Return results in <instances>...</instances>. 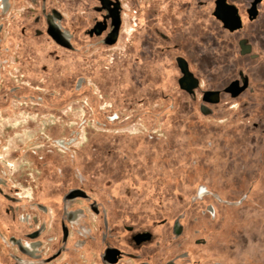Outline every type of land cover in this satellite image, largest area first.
I'll return each instance as SVG.
<instances>
[{"label": "flooded vegetation", "instance_id": "obj_1", "mask_svg": "<svg viewBox=\"0 0 264 264\" xmlns=\"http://www.w3.org/2000/svg\"><path fill=\"white\" fill-rule=\"evenodd\" d=\"M251 210L264 0H0V264H258Z\"/></svg>", "mask_w": 264, "mask_h": 264}, {"label": "rangeland", "instance_id": "obj_2", "mask_svg": "<svg viewBox=\"0 0 264 264\" xmlns=\"http://www.w3.org/2000/svg\"><path fill=\"white\" fill-rule=\"evenodd\" d=\"M2 127H5L7 125H11L12 124V120L8 119L6 121L2 122ZM186 140V138L180 137V147H183L184 145H186L184 143V141ZM16 141V140H15ZM14 139L12 141H10V147H13L12 150L10 151H15L16 148V144H15ZM24 141V140H23ZM22 144L18 145L20 147H22L25 143V141ZM204 143L205 140L202 139H196L195 144L199 145L200 150H195L194 151V156L193 158H191L187 152H184V154L181 156L180 155V161H191V160H195V161H199V162H203L206 161L205 157L203 156V151L202 148L204 149ZM219 155V154H218ZM214 160V159H213ZM212 160V161H213ZM217 155H216V159ZM203 164L200 165V167H202ZM201 173H203V169L199 168L197 170H195V175L194 177L197 178L199 176L202 177ZM221 175L219 173L216 172V174L213 176V180H220L221 179ZM213 184H217L216 181H213ZM259 195V194H258ZM251 207V206H250ZM220 229H222V233L221 234H210V236L212 237V239L214 241H219V242H231V241H235L238 240V238H236L237 235H243L242 240L243 241H248V242H254V241H260V242H264V213H260L257 212L255 210H251L248 212H240V213H236L231 215V222L229 220H227L224 224H219ZM242 231V234L241 232ZM224 233V234H223ZM264 244H262L261 246H263ZM253 249H255L252 246ZM261 248V247H260ZM259 251V262L258 264H264V252L262 253V250H258ZM249 253H245L242 255V259L243 262L246 263H250L249 261H251L252 256L255 255L254 250H248ZM204 255V251H197L196 250V257H200ZM229 256V254L227 255ZM256 257V256H255ZM248 258V260H247ZM261 258H263V261H260ZM252 263V261H251Z\"/></svg>", "mask_w": 264, "mask_h": 264}]
</instances>
